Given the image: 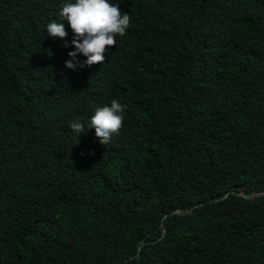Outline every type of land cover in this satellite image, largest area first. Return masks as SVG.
Masks as SVG:
<instances>
[{"label":"trees","instance_id":"16d2710c","mask_svg":"<svg viewBox=\"0 0 264 264\" xmlns=\"http://www.w3.org/2000/svg\"><path fill=\"white\" fill-rule=\"evenodd\" d=\"M64 2L0 0V264H264V0H110L126 34L77 70Z\"/></svg>","mask_w":264,"mask_h":264},{"label":"clouds","instance_id":"9594fccd","mask_svg":"<svg viewBox=\"0 0 264 264\" xmlns=\"http://www.w3.org/2000/svg\"><path fill=\"white\" fill-rule=\"evenodd\" d=\"M60 22L56 20L47 24L48 35L64 41L65 48L73 47L68 55L72 59L65 61V67L73 70L93 64H103L105 53L116 46V36H123L130 24V15L122 13L119 4L110 0H66L59 11ZM64 21H67L73 33L71 41ZM82 54L86 60H79ZM126 105L111 100L110 105L95 107L94 115L87 123V128L95 129V136L102 145L108 146L112 137L119 135L123 128ZM82 122L70 124L72 131L80 135L84 132Z\"/></svg>","mask_w":264,"mask_h":264},{"label":"water","instance_id":"95a60500","mask_svg":"<svg viewBox=\"0 0 264 264\" xmlns=\"http://www.w3.org/2000/svg\"><path fill=\"white\" fill-rule=\"evenodd\" d=\"M179 214H184V212H179Z\"/></svg>","mask_w":264,"mask_h":264}]
</instances>
